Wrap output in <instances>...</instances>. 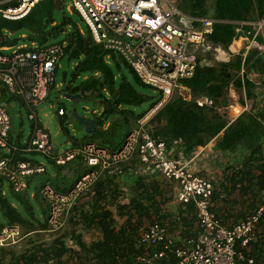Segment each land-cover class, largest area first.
Listing matches in <instances>:
<instances>
[{"label": "trees", "instance_id": "1", "mask_svg": "<svg viewBox=\"0 0 264 264\" xmlns=\"http://www.w3.org/2000/svg\"><path fill=\"white\" fill-rule=\"evenodd\" d=\"M14 3L15 0H9L1 6ZM179 4L182 9L179 10L187 16L223 21L213 24L209 39L224 50L236 36L233 22H255L264 17V0H181ZM56 10L62 16L60 24L53 25L56 22ZM71 11L82 20L76 9L71 7ZM64 13V0H44L22 19L10 21L0 16V47L26 45L30 49L32 43L39 46L52 44L51 38L71 24ZM46 26H51L49 32L45 31ZM86 30L88 35L84 36L78 28L71 26L68 34L70 39L62 58L75 61L76 64L69 79L66 74L63 75L61 93L79 94L81 99L98 101L101 106V111L93 114L95 128L91 133H86L84 140L77 142L75 148L94 143L115 152L122 146L128 133L138 127V121L157 105L161 95L157 89L143 83L124 58L96 44L87 26ZM26 31L28 36H23ZM242 31L244 34L250 32V27L244 26ZM25 40L29 44H22ZM257 40L261 41L260 37ZM236 41L240 49H245L241 40ZM205 57L210 59V55ZM202 61L203 56H199L193 75L178 81L179 85L189 90L190 99H184L176 89L169 101L149 121L148 126L154 129L150 132L165 143L168 152H175L177 157L185 161L194 155L195 149L204 148L208 143H212L217 159L226 158L224 164L239 161L238 168L242 169L239 175L230 174L224 180L231 182V188L234 189L244 179V184L239 186L240 192L249 203L246 207L254 208L259 205L257 194L264 197V112L251 107L229 123L217 112V108L230 104L227 89L231 82L239 92H244L245 99H256L257 91L260 90L257 77L264 78V56L256 49H251L244 58L234 55L230 63L206 65ZM241 70L242 76L239 74ZM57 71L58 67L55 74ZM80 77L81 82L76 83ZM147 88L157 90L158 97L155 100L149 101L147 94L142 92V89ZM201 97L208 98L213 105L198 106L196 100ZM12 100L22 105V101L9 94L0 83V105L8 113H11ZM143 104L148 105L145 110H134ZM58 117L61 130L67 134L68 116L65 110L64 115ZM86 138L89 140L86 141ZM11 142L21 145L18 137ZM238 152L243 153V157L235 158ZM35 155L38 154L17 153L12 156L0 148V159L12 157L14 160L38 164L39 161L32 158ZM46 160L58 167L56 179L65 177L63 172L71 169L70 163L76 161L80 166L78 170H71L73 179H70L67 187L55 183L53 189L58 192H66L89 170L80 158L62 165L55 164L49 158ZM253 168L257 170L255 174L250 171ZM144 172L138 153L121 164L119 174L103 172L91 189L93 194L88 192L76 201L66 225L56 232L49 230V206L40 195L45 184L51 186L50 180L37 182V175L29 178L25 191L17 193L10 187V194H2L7 182L5 177H0V230L6 226H17L25 235L19 247L0 248V264H140L138 256L162 247L158 244L146 249L139 244V233L146 220L149 223L159 222L169 232L178 230L179 241L195 237L197 218L194 204L176 203L173 214L165 212L162 198L165 193L169 194L170 199L173 197L174 183L163 180L157 172L154 174L159 178L152 179ZM43 174H46V167ZM33 181L38 185L31 188ZM126 185L128 190L124 187ZM214 197L219 199L215 188L211 202ZM33 201L39 203L40 215L35 214ZM116 219H122L121 224L118 225ZM84 232H96L97 236L90 241L84 238ZM69 241L74 247L68 245ZM236 249L239 250L238 244ZM246 254L255 260V264H264V237L250 243ZM173 262L174 259L169 256L157 264Z\"/></svg>", "mask_w": 264, "mask_h": 264}, {"label": "built area", "instance_id": "2", "mask_svg": "<svg viewBox=\"0 0 264 264\" xmlns=\"http://www.w3.org/2000/svg\"><path fill=\"white\" fill-rule=\"evenodd\" d=\"M42 1L15 0L14 4L0 6V16L10 21L22 19ZM70 1L71 7L78 11L89 28L93 41L124 58L141 81L157 89L161 97L157 105L138 121V127L128 133L117 151L110 152L94 143H87L61 155H54L49 134L38 125L36 108L48 97V91L54 85L55 70L65 54L68 41L43 46L32 43L30 49L26 45L0 47V83L9 94L22 101L31 126L23 144L9 141L11 117L7 109L0 105V148L12 156L17 153L38 154L57 165L80 158L89 169L66 192L55 191L49 184L41 188L40 195L49 206V230L56 232L63 229L73 205L86 193L93 194L91 189L103 172L119 174L121 164L138 153L144 171L157 172L163 180L173 182L175 203L192 202L197 218L195 237L183 241H179L176 234L171 236L159 222L141 227L140 245L146 249L158 244L162 247L138 256L140 264H157L169 256L174 259L171 264H255V260L246 253L250 243L255 240L259 223L264 219V197L257 208L244 218L232 225L225 224L212 211V181L189 169L188 160L177 157L173 151L168 152L165 143L152 136L150 131L153 128L148 123L156 111L169 101L174 91L182 88L178 81L193 75L199 56L208 54L216 63H230L234 55L244 58L251 49L264 56V17L255 22H233L236 36L231 43L237 39L248 42L246 49L233 51L230 49L231 43L224 50L209 39L213 24L223 21L183 15L176 7L177 0ZM244 26H249L250 32L244 34ZM258 37L261 41L257 40ZM239 74L242 76L243 70ZM227 94L231 99L230 104L217 108V112L230 123L242 112L249 111L251 102L232 82ZM181 96L190 99V94L188 97ZM196 103L198 106L213 105L206 97L197 99ZM57 114L63 116L64 110L58 108ZM195 150L201 152L203 148ZM44 171L42 162L34 164L12 157L0 159V177H5L11 189L17 193L27 189L26 178L43 174ZM24 238L17 226L3 227L0 230V248L19 247ZM237 244L239 250L236 249ZM68 245L74 247L72 241Z\"/></svg>", "mask_w": 264, "mask_h": 264}, {"label": "rangeland", "instance_id": "3", "mask_svg": "<svg viewBox=\"0 0 264 264\" xmlns=\"http://www.w3.org/2000/svg\"><path fill=\"white\" fill-rule=\"evenodd\" d=\"M181 0L176 1V7L178 10L181 9V5L179 4ZM60 3V2H59ZM60 4L57 6L59 7ZM64 8H65V16L68 17L71 21L70 26H66L63 29L62 33H58L54 38H51L52 44H64L69 41L70 37L68 34L71 32V26L74 25L76 28H78L79 32L82 33L84 36H87V30L85 23L78 17L77 14L72 13L71 11V1L70 0H64ZM179 10L180 13H182ZM185 15L184 13H182ZM56 22L53 25L60 24L62 13L60 11L54 12ZM175 21L178 22V19L175 18ZM51 30V26H46L45 31L49 32ZM262 35H264V31L262 32ZM23 36H28V32L26 31ZM62 41V42H61ZM29 44L27 40L22 41V44ZM9 53V52H8ZM208 54H205L203 56L204 61L202 63L206 64H216V61H214L211 57L210 59L206 58L205 56ZM75 61H68L66 58H62L59 60L58 63V71L55 74L54 77V85H52L48 91V97L40 103L36 108V118L38 120V125L42 128H44L47 133L49 134V140L53 148V154L54 155H61L65 153L66 151L73 150L76 147V143H80L84 140L86 133L83 131V128L75 122L69 115L70 111H74L77 115L84 117V118H92L93 114L99 113L101 111V106L98 101L95 100H81L78 103H76L74 106H72V101L67 100L62 96L61 89H62V82H63V75L66 74V77L68 79L70 78V74L73 71V68L75 66ZM82 78L80 77L76 83L81 82ZM257 81L260 83V90L257 91L256 99L249 100L251 102V107L254 108L256 111H262L264 112V78L257 77ZM181 86V85H180ZM185 89L184 87L179 88L177 91L179 94L185 96L184 93H182V90ZM185 90H188L187 88ZM142 92L144 94H147L149 101L151 99L155 100L158 97V92L155 89L147 88L142 89ZM189 94L187 95V97ZM186 97V96H185ZM148 107L147 104H143L140 107L134 108L135 111L140 112L145 110ZM58 108H62L65 110L68 118L66 122L67 127V134H65L60 127V120L57 115ZM11 113V129L8 135L9 141H14L15 137L19 138V144H23L28 137V134L31 131L30 122L27 118L26 109L24 106L20 105L17 100H12L10 104ZM222 114L225 115V112L222 111ZM86 141L89 140V138L85 139ZM18 144V143H16ZM208 148V144L203 148L205 151L202 153H208L206 149ZM36 159L39 162H42L46 167V174L37 176V182L44 181L45 179L50 180L52 188L55 187V183L60 184V187H67L70 183V179H73L71 170H78L80 169V166L76 161L70 163L71 169H66L63 173L65 177H59L58 179L55 178V175H58L56 172V168L53 164L48 163L46 158L40 155L32 156V158ZM243 157V153L238 152L235 155V158ZM226 160L225 157H222L220 159V162H217V160H214V164L216 168L218 169H212V171L216 172V178L213 180L214 188L217 190V194L219 199L214 197V200H212L213 204L221 205L222 208L228 209L229 213L228 216L225 217V220H232V221H238L240 220L241 215V209L245 206H248L249 204L247 202L246 197L240 192L241 185L244 184V179H241L239 184L232 189L231 182H226L224 179L225 177H229L230 174H237L239 175V172L242 169H239V161L234 160L230 163H223ZM68 167V168H69ZM228 167H231L228 169ZM224 168V169H223ZM252 173H256V169H250ZM145 175H149V178H159L158 175L154 173H147L144 172ZM29 181V178H26ZM36 181H33L31 188L36 187L38 184ZM57 181V182H56ZM212 181V180H211ZM39 182V183H40ZM161 182V181H160ZM222 185V186H221ZM127 190V185L124 186ZM30 188V189H31ZM226 189V191H225ZM3 190L5 193L10 194L11 189L8 183L4 184ZM32 192V189H31ZM30 192V193H31ZM220 194V195H219ZM257 198L259 199L257 204H260V201L263 196L260 194H257ZM9 196V195H8ZM129 195L127 196V198ZM165 202V205L163 207V210L169 214H173V211L176 208V203L174 201V197L170 199L169 194L165 193L164 197L162 198ZM215 201V203L213 202ZM33 207L36 215H40V208L39 203L33 201ZM116 215V213H115ZM117 224H121L122 219H116ZM149 224V221H144L143 226H146ZM141 226V225H140ZM168 230V229H167ZM168 233L172 236L176 234V236H180V232L176 229H172L171 232L168 231ZM97 236L96 232H84V238L88 240H93Z\"/></svg>", "mask_w": 264, "mask_h": 264}, {"label": "crops", "instance_id": "4", "mask_svg": "<svg viewBox=\"0 0 264 264\" xmlns=\"http://www.w3.org/2000/svg\"><path fill=\"white\" fill-rule=\"evenodd\" d=\"M7 0H0V6L3 5L4 3H6ZM189 90H185L183 89V93L185 94V96H187L189 94L188 92ZM212 143H208V148L206 149V151L208 152L206 153H202L203 150L201 152H195L194 155L188 160L189 163V169H192L194 172L206 177L209 180H215L216 178V172L212 171V169H218L216 168L215 164H214V160H217V162H220V159H217V156L214 155V150L211 147ZM205 151V150H204ZM258 206V205H257ZM257 206H255L254 208L251 207H243L241 209V217L245 216L249 213H251L252 211H254ZM212 211L217 215V216H221L220 218L224 221L225 224L227 225H232L234 222L236 221H232V220H225L224 217L228 216V209L222 208L221 205L218 204H213L212 203ZM242 219V218H240ZM264 219L262 220L261 223H259L257 230H256V237H255V241L261 239L262 237H264Z\"/></svg>", "mask_w": 264, "mask_h": 264}, {"label": "water", "instance_id": "5", "mask_svg": "<svg viewBox=\"0 0 264 264\" xmlns=\"http://www.w3.org/2000/svg\"><path fill=\"white\" fill-rule=\"evenodd\" d=\"M63 97L66 98L67 100L72 101V106H74L76 103L82 100L79 94H76V95L64 94ZM69 115L75 122H77L78 124L82 126L83 131L85 133H91V131L95 128V120L93 117L84 118V117L77 115L74 111H70Z\"/></svg>", "mask_w": 264, "mask_h": 264}, {"label": "bare ground", "instance_id": "6", "mask_svg": "<svg viewBox=\"0 0 264 264\" xmlns=\"http://www.w3.org/2000/svg\"><path fill=\"white\" fill-rule=\"evenodd\" d=\"M239 40H241L245 44V49H246L247 46H248V42L246 40H244V39H239ZM230 49L233 50V51L240 50L239 44L237 43L236 40L230 44ZM182 93H183V90H182Z\"/></svg>", "mask_w": 264, "mask_h": 264}, {"label": "clouds", "instance_id": "7", "mask_svg": "<svg viewBox=\"0 0 264 264\" xmlns=\"http://www.w3.org/2000/svg\"><path fill=\"white\" fill-rule=\"evenodd\" d=\"M206 178V177H205ZM212 203V202H211ZM214 213V212H213ZM215 214V213H214Z\"/></svg>", "mask_w": 264, "mask_h": 264}]
</instances>
